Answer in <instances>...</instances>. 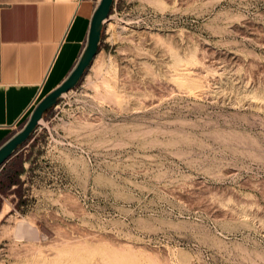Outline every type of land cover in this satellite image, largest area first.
<instances>
[{"label":"rangeland","instance_id":"1","mask_svg":"<svg viewBox=\"0 0 264 264\" xmlns=\"http://www.w3.org/2000/svg\"><path fill=\"white\" fill-rule=\"evenodd\" d=\"M20 154L0 264H264V0H114Z\"/></svg>","mask_w":264,"mask_h":264},{"label":"crops","instance_id":"2","mask_svg":"<svg viewBox=\"0 0 264 264\" xmlns=\"http://www.w3.org/2000/svg\"><path fill=\"white\" fill-rule=\"evenodd\" d=\"M96 1L0 0V144L72 67ZM32 134L0 166V214L17 197L13 189L30 180L28 161L19 158L15 169L12 163Z\"/></svg>","mask_w":264,"mask_h":264},{"label":"water","instance_id":"3","mask_svg":"<svg viewBox=\"0 0 264 264\" xmlns=\"http://www.w3.org/2000/svg\"><path fill=\"white\" fill-rule=\"evenodd\" d=\"M114 0H97L90 14L84 44L65 77L34 104L26 119L12 135L0 144V166L25 143L40 123L43 114L53 107L57 99L73 88L89 66L100 40L101 28Z\"/></svg>","mask_w":264,"mask_h":264},{"label":"bare ground","instance_id":"4","mask_svg":"<svg viewBox=\"0 0 264 264\" xmlns=\"http://www.w3.org/2000/svg\"><path fill=\"white\" fill-rule=\"evenodd\" d=\"M5 210L7 211V209H5V207H4V209H3V211H2V215H3V212H5ZM2 215H1V216H2Z\"/></svg>","mask_w":264,"mask_h":264},{"label":"built area","instance_id":"5","mask_svg":"<svg viewBox=\"0 0 264 264\" xmlns=\"http://www.w3.org/2000/svg\"><path fill=\"white\" fill-rule=\"evenodd\" d=\"M37 128H38V126L35 128V130H36ZM35 130H34V131H35ZM34 131H33V132H34Z\"/></svg>","mask_w":264,"mask_h":264}]
</instances>
